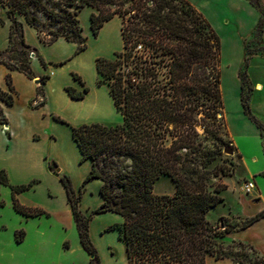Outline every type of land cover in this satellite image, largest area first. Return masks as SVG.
<instances>
[{
    "label": "trees",
    "instance_id": "obj_1",
    "mask_svg": "<svg viewBox=\"0 0 264 264\" xmlns=\"http://www.w3.org/2000/svg\"><path fill=\"white\" fill-rule=\"evenodd\" d=\"M10 21L8 46L0 51V65L32 79L24 50L30 48L22 38L24 18L33 29L41 26L35 13L43 15L48 25L47 41L51 45L62 38L76 43L75 54L86 49L81 45V28L76 18L83 8H92L91 34L96 37L105 22L121 19L122 51L114 60L97 59L98 85L106 84L121 123L107 126L99 123L71 127V139L80 154L79 163L90 161L78 194L67 175H59L77 231L79 243L91 257L89 264H100L89 238L92 215L113 213L121 217L118 238L124 244L125 264H206L208 259L224 260L235 256L230 247L219 241L225 235L248 229L264 218V211L243 220H231L213 227L206 220L209 210L223 199V186L208 184L206 168L220 154L223 122L217 119L222 107L219 89L220 41L208 21L188 0H2ZM255 4V3H253ZM3 25V22L0 21ZM19 32L20 41H14ZM21 46L16 57L15 47ZM16 62H12V60ZM40 64L45 63L39 57ZM22 60V61H20ZM64 62L59 63L62 65ZM48 79V77H44ZM72 79L83 87L75 94L65 91L73 100H82L88 89L81 78ZM8 93L0 90V101L13 104V88L6 77ZM246 108V106H245ZM246 114V110H245ZM54 120L65 124L63 120ZM0 124H7L0 108ZM206 136L212 129L216 141L212 147L196 131ZM262 133L261 125H257ZM261 136V134H260ZM51 173L58 174L54 161L47 163ZM169 177L175 187L173 195H155L154 183ZM217 177V174H212ZM99 180L100 205L89 215L79 209L81 188ZM27 185L11 186L6 173L0 171V188L9 187L13 209L24 217L49 216L39 208L22 206L16 195L29 190ZM3 203L0 202V207ZM24 233L15 235L21 242ZM240 248L253 251L245 243ZM250 264H264L256 257Z\"/></svg>",
    "mask_w": 264,
    "mask_h": 264
},
{
    "label": "rangeland",
    "instance_id": "obj_2",
    "mask_svg": "<svg viewBox=\"0 0 264 264\" xmlns=\"http://www.w3.org/2000/svg\"><path fill=\"white\" fill-rule=\"evenodd\" d=\"M246 1L259 12V18L253 28L245 32L239 33L232 16L222 17L221 2L216 4L219 7L218 13L214 14L216 22L213 30L220 41V62L217 73L222 99V107L218 110L217 119H221L224 126L220 131L223 144L217 142L220 154L206 168V172L210 174L208 184L213 186L210 190L217 185L223 186L224 190L219 194L223 201L209 210L206 215V220L213 227H218L220 223L227 225V221L231 220H243L264 211V0ZM1 2L2 0H0V21L3 22V27L0 24V51L7 49L8 37L6 40V36L9 35L11 25ZM188 2L190 3V0ZM92 13H96L95 10L86 7L78 11L76 15L81 28L79 36L83 39L81 45H86L83 52L75 54L77 44L66 42L61 38L56 43L42 48L43 57L47 61L54 62L44 70L37 63L32 64L33 60H38V56H34L35 51L31 47L24 50L27 55L24 61L31 70L34 84L41 85L40 89H42L47 79H44L46 74L37 75L33 72L46 71L50 77L49 84L43 87L45 93L51 98L47 113L56 115L65 122V124H60L47 116L46 120L32 118L29 121L26 120V123L29 122L39 131L50 132L55 136L56 143L46 142L42 145L45 155L60 165L64 171L62 174L70 178L76 194L79 193L78 190L83 181L80 180L83 174V164L79 163L78 152L71 140V127L92 123L107 126L121 123V115L116 111L112 98H110L112 107L110 109L107 107V101L101 90L106 89L109 92L108 86L106 84L98 86L99 78L95 69L97 59L114 60V55L122 51L121 19L115 16L105 22L99 29L98 35L94 37L91 34L89 22ZM35 15L41 26L33 29L34 32L29 29L26 40L36 45V37L47 41L48 31L53 27L48 25L43 15L39 13ZM203 17L207 19L204 15ZM15 18L22 24V38L26 41L25 28L27 25L24 18L18 14ZM231 32H233L232 38L236 40L225 41ZM20 39L18 32L14 41H20ZM20 49L21 46L17 45L16 53H10L9 56L16 57ZM12 62L16 61L13 59ZM61 62L64 63L58 65ZM32 65H34L33 71ZM73 73L81 78L84 87L88 88L91 93L90 102L85 107L81 105L80 100H72V104H69L64 99L62 89L65 87L74 88L75 94L83 89L72 79ZM4 80L5 77L0 68V83L3 84ZM12 81L15 83L19 96L15 99L13 108L9 110V118L12 123H16L17 129L15 130L18 136H22L24 135L22 125L16 120L23 109L30 104L32 90L18 76H14ZM256 84L262 86V89L256 90ZM233 91L234 95H232ZM43 94L42 90L38 93L41 97L44 96ZM0 104L4 105L1 101ZM227 120L235 132L234 138L230 133ZM247 123L253 124L259 135L254 134ZM258 124L262 127V133L257 128ZM196 131L201 138L205 137V143L212 147V143L216 141L215 129H212L211 133L206 136L199 126L196 127ZM226 147H230L231 155L223 153ZM41 165H39V171H41ZM214 173L217 177L212 176ZM62 174L54 175L58 177ZM42 175L40 172L38 179L33 180L36 182L29 189H34L33 194L29 195L30 198L22 196V193L25 194L29 190L16 195V198L22 206L39 208L49 216L43 214L38 217H24L13 209L9 187L0 188V202L3 203L0 207V264H89L91 257L79 243L72 215L64 209L65 202L67 209L69 205L66 200L63 202L62 185L58 178L46 180ZM10 177L13 181L19 179V176L12 172ZM248 180L253 181L255 190L245 194L243 185ZM8 183L11 186H21L12 184L9 178ZM85 186L81 188L79 209L84 215H89L100 205L101 201L93 191L87 190L82 194ZM94 187L92 184L91 189ZM45 190L48 191L49 198L45 197ZM152 191L155 195H173L175 187L169 177L161 176L154 183ZM121 222V217L113 213L92 215L88 225L89 238L97 251L100 264H125L124 244L118 238V227ZM18 232L24 233L19 243L15 240ZM219 241L224 247H230V254L235 255L218 261L221 262L220 264H250L256 257L264 259V219L244 231L227 234ZM239 242L250 243L253 251L238 247ZM212 262L210 260V264H218Z\"/></svg>",
    "mask_w": 264,
    "mask_h": 264
},
{
    "label": "crops",
    "instance_id": "obj_3",
    "mask_svg": "<svg viewBox=\"0 0 264 264\" xmlns=\"http://www.w3.org/2000/svg\"><path fill=\"white\" fill-rule=\"evenodd\" d=\"M218 2H221V4H222V8H221L222 9L221 12L223 14L222 17L228 16V15L232 16L234 18V20L236 21V26H237L239 33L245 32L248 29L253 28L255 22L259 18V12L253 6H251L246 0H190V4L196 10H198L202 15H204L207 18L206 20L208 21V23L210 24L212 29L214 27V23L216 22L214 14L218 13L217 9L219 7L216 6V4ZM260 2H262V1H260ZM220 21H221V19H220ZM2 27H3V25H2ZM29 29L30 30L32 29V32H34L33 28H31L27 25V27L25 28V40H26V34L29 31ZM6 31H8V30L6 29ZM232 34H233V32H231V34L227 37V40H225V41L236 40L235 38H232V36H231ZM34 35H35V33H34ZM7 37L8 36H6V40H7ZM35 37H36V35H35ZM120 38H121V35H120ZM36 41H37L36 45L30 44L27 40L25 41V43L35 51L34 56L37 55L38 56L37 59L39 57L41 58V60L45 63V68L40 64L39 59L37 61L33 60L32 64L37 63L40 68L42 67L44 70H46L48 65L50 63H54V62L47 61V59H45L43 57L42 48H44V46H46V45L43 44L42 42H40V40L37 37H36ZM121 41H122V39H121ZM7 43H8V41H7ZM3 50H5V49H3ZM0 68L2 69L4 77H5L3 84L0 83V90L4 93L9 92L7 82H6L7 76L10 77L11 86L13 88V92H12L13 93L12 94L13 104L11 106H7L5 104L4 105L0 104V108L2 109L3 114H4L6 121H7V124H5V125L0 124V171H4V172L6 171L7 172V173L5 172L7 179L9 178V180L12 181V184L24 185L25 183H29L30 181L37 180L40 172H41V174H43L42 176L46 180L52 179L54 177L58 178V180H59V176L57 177V175H54L53 173H51L48 170L47 163L49 161H54V160L48 159V157L45 155L46 153H45L43 146H42L46 142L56 143L57 139L55 138L54 135L50 134V132H45V131L41 132L36 127H32V125L29 122L26 123V120L29 121L32 118H36L37 120H46L45 118L47 116H49L52 119V121L57 122L54 120V117H58V116L47 113V107L51 103V98L48 96V94L45 93V90H43V87H46L50 82L49 75L46 73V71L45 72H40V71L39 72H37V71L33 72L34 74H37V75H41L44 73V74H46V77H48L46 83L44 85H42V89H40L41 85L36 86L34 84L35 82L33 81V79L27 78V76H25V74L18 72V71H9L3 65H0ZM33 68H34V65H32V71H33ZM14 76H18L25 84L29 85L31 90H32V94L30 97V100H31L30 104H28V106L25 109H23L22 113L17 116V120H16V122L18 124L20 123L22 125V131L24 134L22 136H18V134L16 133V130H15V129H17L16 123H14V122L12 123L10 121V118H9V110L11 108H13V106L15 105L14 104L15 99H17V97L19 96L17 91H16L15 83L12 81ZM98 86H101V85H98ZM66 88L67 87L62 89V90H64V95H65V96L63 95L64 99L69 104H72L73 99H71L69 97V95L67 94V92L65 91ZM40 90H42V92L44 93L43 97L38 95ZM101 91L103 92V94L105 96V100L107 101V107H108V109H110L112 107L110 105L111 96L109 95V92L106 91V89L105 90L103 89ZM232 95H234V91H233ZM90 97H91V93H89V89H88V92L85 94L84 98L79 101L83 107H85L86 105L89 104ZM225 109H226V106H225ZM58 118H60V117H58ZM25 123H26V125H25ZM57 123H60V122H57ZM60 124H62V123H60ZM227 124H228V120H227ZM247 124L250 126L251 131L254 134L259 135L258 130L256 129V127L253 126V124H251V123L250 124L247 123ZM228 127H229L231 135L234 138L235 132H233V130L231 129L229 124H228ZM70 135H71V132H70ZM73 144H74V142H73ZM75 148L77 150L76 146H75ZM77 152H78V150H77ZM78 156L80 159L79 152H78ZM55 163L57 164V167H59V169L57 168L58 173L62 174L64 171H62V168L60 167V165L57 162H55ZM82 164H83V174H82L80 180L84 179V177L88 173L90 166H91V163L88 160L83 162ZM39 165H41V171H39ZM11 172L13 174H16L19 176V179H16L17 181H13L11 179V177H10ZM38 182H39V180H38ZM59 182H60V180H59ZM60 184H61V182H60ZM92 184L95 187L91 189ZM100 186H101V182L99 180H92L86 184L82 194L88 190V191H93L96 195L99 196L98 192H99ZM47 190H49V189H47ZM47 190H45V193H44L45 197L47 196V192H48ZM63 190H64V188H63ZM256 191H257V189H256ZM33 192H34V189L29 190V191L25 192V194L22 193V196L28 198L30 194L31 195L33 194ZM62 197H63L62 198L63 202H65V200L67 201L65 190H64V193H62ZM100 201H101V198H100ZM30 204L31 205L33 204L34 206H38L34 203H30ZM64 206H65L64 207L65 211H67V213L69 215H71L70 207H69V209H67L66 202L64 203ZM249 245H251V244L249 243ZM210 260L213 261L212 263H218V264L221 263L218 261H222V260L214 261L213 259H208L206 264H210Z\"/></svg>",
    "mask_w": 264,
    "mask_h": 264
},
{
    "label": "built area",
    "instance_id": "obj_4",
    "mask_svg": "<svg viewBox=\"0 0 264 264\" xmlns=\"http://www.w3.org/2000/svg\"><path fill=\"white\" fill-rule=\"evenodd\" d=\"M255 190V184L253 183V181L248 180L244 183L243 185V191L245 194L251 193Z\"/></svg>",
    "mask_w": 264,
    "mask_h": 264
},
{
    "label": "water",
    "instance_id": "obj_5",
    "mask_svg": "<svg viewBox=\"0 0 264 264\" xmlns=\"http://www.w3.org/2000/svg\"><path fill=\"white\" fill-rule=\"evenodd\" d=\"M223 153L231 155L232 151H231L230 147H226V149L223 150Z\"/></svg>",
    "mask_w": 264,
    "mask_h": 264
},
{
    "label": "bare ground",
    "instance_id": "obj_6",
    "mask_svg": "<svg viewBox=\"0 0 264 264\" xmlns=\"http://www.w3.org/2000/svg\"><path fill=\"white\" fill-rule=\"evenodd\" d=\"M260 89H262V87L259 84H257L256 85V90H260Z\"/></svg>",
    "mask_w": 264,
    "mask_h": 264
}]
</instances>
